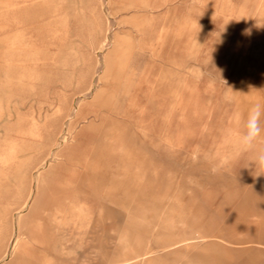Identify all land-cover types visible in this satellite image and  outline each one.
Segmentation results:
<instances>
[{
	"label": "rangeland",
	"instance_id": "obj_1",
	"mask_svg": "<svg viewBox=\"0 0 264 264\" xmlns=\"http://www.w3.org/2000/svg\"><path fill=\"white\" fill-rule=\"evenodd\" d=\"M257 102L264 0H0V264H264L238 143ZM93 152L71 186L66 156ZM50 171L64 206L36 217Z\"/></svg>",
	"mask_w": 264,
	"mask_h": 264
},
{
	"label": "crops",
	"instance_id": "obj_2",
	"mask_svg": "<svg viewBox=\"0 0 264 264\" xmlns=\"http://www.w3.org/2000/svg\"><path fill=\"white\" fill-rule=\"evenodd\" d=\"M122 106H123V102L118 100L114 105V109H113L114 113L116 114L122 113ZM131 156H132V152L123 153L120 151L119 153L117 151H114V153L109 154L107 157L110 160L116 159L120 161L122 159L123 161V160L130 158ZM102 160H103V157L101 156V153L93 152L91 157L86 155L84 158L77 160V161H75L72 158V156L68 154L66 156V161H65L66 164H61L64 166L67 165L68 170L70 172V175L68 176L69 181H66V182H69V184L71 186H75V188H86V186H88V182H89L88 180L90 179V176L92 174L99 175V173L101 172L102 164H103ZM78 173H79V178L77 181H74V178H77L76 176ZM83 173H84V176H83ZM44 174L46 175L48 174V176H53L55 173L53 174V171L41 173L39 177L37 178V184H36L37 188H36V193H35L36 195H35V206H34V211H35L34 216L36 217L39 215V214L37 215V211L40 207H42L43 205L48 206L47 203L44 202V199L45 200L50 199L51 201L50 205L54 206L53 205V200H54L53 195L55 193L54 190L55 188H60V186H55V182H53L55 180L54 178L47 179V180L42 179V176ZM57 176L58 175H56L55 178ZM39 190H41L40 192L42 196L39 199H37V194ZM46 208H49V207H46ZM48 210L52 211V208L50 207ZM34 216L31 219L33 223L29 225H27L26 223H23L22 220L19 222V234L23 236L24 235L28 236L32 238L33 240L38 238V235L40 232L39 224L37 222L36 217Z\"/></svg>",
	"mask_w": 264,
	"mask_h": 264
},
{
	"label": "clouds",
	"instance_id": "obj_3",
	"mask_svg": "<svg viewBox=\"0 0 264 264\" xmlns=\"http://www.w3.org/2000/svg\"><path fill=\"white\" fill-rule=\"evenodd\" d=\"M244 128L238 143L242 152L254 153V159L248 168L252 170L251 174L256 179L264 176V149L257 147L264 133V104L257 102L250 107Z\"/></svg>",
	"mask_w": 264,
	"mask_h": 264
},
{
	"label": "bare ground",
	"instance_id": "obj_4",
	"mask_svg": "<svg viewBox=\"0 0 264 264\" xmlns=\"http://www.w3.org/2000/svg\"><path fill=\"white\" fill-rule=\"evenodd\" d=\"M79 151V150H78ZM61 190V189H60ZM41 191V190H40ZM58 191V190H57ZM56 194H59L58 192H56ZM63 194V193H62ZM37 199H39V195L37 196ZM63 200V198L61 199V198H56L54 201V203H55V205H56V207L58 208V210H62L63 209V206H64V201H62ZM62 201V202H61ZM25 245H27L26 243H24ZM24 245V246H25ZM22 247H23V245H22ZM19 251V250H18Z\"/></svg>",
	"mask_w": 264,
	"mask_h": 264
}]
</instances>
